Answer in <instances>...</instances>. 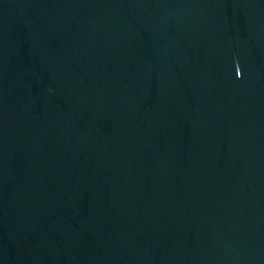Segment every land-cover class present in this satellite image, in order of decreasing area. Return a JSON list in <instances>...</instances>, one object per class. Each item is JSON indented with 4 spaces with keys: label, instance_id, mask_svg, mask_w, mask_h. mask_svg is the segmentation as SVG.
Wrapping results in <instances>:
<instances>
[{
    "label": "water",
    "instance_id": "95a60500",
    "mask_svg": "<svg viewBox=\"0 0 264 264\" xmlns=\"http://www.w3.org/2000/svg\"><path fill=\"white\" fill-rule=\"evenodd\" d=\"M0 264H264V0H0Z\"/></svg>",
    "mask_w": 264,
    "mask_h": 264
}]
</instances>
